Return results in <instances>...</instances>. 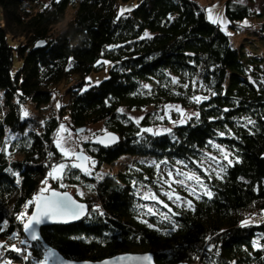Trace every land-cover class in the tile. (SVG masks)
<instances>
[{
	"label": "trees",
	"instance_id": "obj_1",
	"mask_svg": "<svg viewBox=\"0 0 264 264\" xmlns=\"http://www.w3.org/2000/svg\"><path fill=\"white\" fill-rule=\"evenodd\" d=\"M130 1L61 0L57 5L51 0L49 7H40L39 0H0V147L9 133L21 137L19 147L9 149V156L0 153V227L4 228L0 239L21 246L18 241L25 236L14 214L41 188L66 191L70 187L88 189L92 184L89 191L93 200L74 195L89 205L100 204L105 216L93 214L71 226L41 229L44 241L66 259L99 262L122 253L150 252L156 264H264V250L251 247L252 240L264 234V220L244 228L238 223L245 214L264 208V85L260 83L264 80V54L244 46L233 48L229 36L206 18L208 5L197 0H135L137 7L117 20L120 4ZM248 9L233 0L225 1V15L234 33L244 18L264 17ZM68 11L71 16L65 21ZM144 30L151 38L137 39ZM258 31L264 41V21L258 24ZM41 40L46 43L36 47ZM107 45L119 47L109 49ZM15 52L21 65L12 73ZM97 60L101 63L96 64ZM105 60L119 63H110L107 79L81 91L85 78L104 68ZM249 66L251 71H247ZM171 76L178 77L180 83L173 84ZM63 82L68 99L60 101L57 109L53 105L55 90ZM143 84L151 87L145 89ZM183 84L189 87L185 89ZM193 94L207 95L209 100L197 105L188 99ZM166 104L199 110V120L193 118L173 128L179 143L167 134L137 138L139 126L159 123L158 111ZM27 105L40 112L50 108L42 115L40 128H35L33 120L20 118ZM225 107L230 111L221 120L218 117ZM117 108H151L153 112L138 126L117 113ZM210 116L217 119L210 121ZM245 116L255 120V126L245 127L246 121L240 119ZM62 121L74 130L102 123L107 131L119 135L120 141L113 147L84 144L85 153L97 161V172L124 157L132 163H125L124 169L102 180L74 170L63 180L64 187L53 180L42 185L49 171L46 161L50 164L60 159L52 141ZM224 125L239 139L216 135L217 131L227 132ZM209 139L229 148L235 145L240 162L227 168L223 181H211L215 192L212 200L194 201L196 211L174 217L182 225L177 231L165 235L148 228L142 220L159 221L162 229L171 227L166 220L148 215L147 202L138 194L140 187L156 185L158 171L152 162L160 163L167 157L170 165L181 159L196 169L191 161L202 159L201 152L211 150ZM92 147L99 150L91 151ZM48 151L54 152V157L48 158ZM7 167L19 172L18 186L4 171ZM4 220L8 223L3 224ZM13 231L20 233L18 239L8 238ZM206 236L211 240L205 241ZM259 242L264 243V238ZM209 243L215 245L211 251ZM7 254L16 256L11 250ZM33 254L42 255V249ZM14 264L31 261L14 259Z\"/></svg>",
	"mask_w": 264,
	"mask_h": 264
},
{
	"label": "snow or ice",
	"instance_id": "obj_2",
	"mask_svg": "<svg viewBox=\"0 0 264 264\" xmlns=\"http://www.w3.org/2000/svg\"><path fill=\"white\" fill-rule=\"evenodd\" d=\"M55 2L57 3V5H59L61 3V0H55ZM233 2L243 5L245 3V0H233ZM135 7H137V5H131V7H129L128 9L121 7L117 11L116 19H120L125 13V11L130 12L132 8ZM216 7L217 5L214 4L207 9H204V11L207 13L206 18L212 24L217 25L221 31L225 32L226 35L231 36L232 33L227 32L225 28V25L227 23H230V21L227 20V18L223 15L222 12H217L215 13V16L213 15L212 9ZM248 11L252 10L248 9ZM256 11L259 12V9L257 8ZM167 19L168 22H171V14L168 15ZM248 25L249 21L247 20V18H244L242 21L238 22V27ZM145 38H151V34L148 32V30H144L142 35L137 37V39L141 40ZM45 43L46 41L43 40L37 41L38 45H43ZM106 47L112 49L113 47L119 46L107 45ZM189 55L192 54L189 53ZM149 59H151V57H149ZM100 63V60L96 61V64ZM104 63L110 64L119 62H111L105 60ZM189 63L195 62L190 60ZM212 67L216 66L212 65ZM121 71H124V69H121ZM247 71H251V66H249ZM85 79L91 81V84H100L99 79L93 80L90 77H86ZM105 79H107V77H105ZM248 79L251 83L256 84V81L252 80L251 76H249ZM171 82L173 84L180 83L179 78L176 76H171ZM260 83L261 85H264V80H261ZM91 84L87 85L86 87H90ZM192 86H196L195 82L192 83ZM142 87L145 89H149L151 86L149 84H143ZM182 87L187 89L189 87V84H183ZM201 87H203L202 82ZM80 90L84 91L85 89L81 88ZM176 94L179 95L180 93ZM211 94L215 96L216 92L213 91ZM188 99L199 105L202 101L209 100V96L193 94L189 96ZM104 103L108 104L109 99H106ZM60 107V102L56 101V108L58 109ZM170 108L175 109V111L179 114V118L173 119L168 114V110ZM228 111H230V109L225 107L221 111L220 116L218 118L221 120L224 119V113H227ZM116 112L119 114L127 115L128 120L134 121L138 126L140 125V121L143 119V115L131 116L130 114H126L123 108H117ZM28 115L29 114L26 110L21 109V119H24ZM153 115L155 116L156 113H153ZM165 117H167V123L170 126H139V130L135 133L136 137L140 138L142 134H151V136L154 137L162 134H167L171 137L173 141L179 143L180 140L173 132V127L177 125H183L193 118L198 121L200 117V112L199 110L186 112V110L179 105L166 104L164 106L163 115H159L157 116V118L160 120H164ZM66 119L67 118L65 117V120ZM208 119L211 121L217 119V117L210 116L208 117ZM233 119L235 120L236 118L233 117ZM240 119L246 121L245 127H247V125L255 126L256 124L255 120L246 116L240 117ZM261 119H264V116H262ZM40 124L43 125L44 121H40ZM58 128L59 130L63 131L65 135L58 138H54L52 143L55 145L56 150L60 153V159L59 161L53 160L50 164H48L46 161L49 171L47 172L44 180L41 181V184L44 185L49 180H55L60 183L61 187H64L65 185L63 184V180L66 177L73 175L74 170H79L80 172L88 176L95 175L96 180H102L104 177L100 172H93L97 161L94 157L83 154V152L80 150V145L77 144V140L88 142L90 146L95 143L107 148L110 145L118 142L119 137L115 133L109 132L106 129L101 128L97 130L100 134L92 133L91 130L88 129H79V132H90L91 138L89 135H84L82 137L77 136L74 138L73 130L67 127L65 123L61 122ZM224 128L227 129V132L217 131L216 135L220 137L229 135L235 139H239V137L236 136L235 133L231 131V129H228L227 125H224ZM248 133L250 135L254 134L252 128H248ZM20 139V136H16L11 133L7 134L5 136L3 147H0V153H3L5 157L9 156V149H15L19 147ZM208 144H210L211 147L217 151L218 155H214L213 152L210 151L201 152L202 156H204L207 160L212 161V163L208 164L207 167L204 166L205 160L193 158L191 162L197 165L196 169L180 170L176 168V165H183L184 169H187V164L185 160L177 159L171 168H166L163 174L158 177V181H162L163 184L169 185L170 189L172 184L178 185L180 188H182L185 192L188 193V196H182L179 192H176L174 190L167 191L164 194L167 196L168 201L171 202V204H169L165 203L164 200L159 199V197L155 193H151L150 191L145 193V198H148L150 196L152 200L158 201L159 204H162L163 207L167 209V212H163L154 211L153 208L148 207L147 214L160 217L166 220L171 226L170 229H162L158 227L159 221L157 222V224H153L149 223V221L146 219L142 220L141 222L146 224L148 228L155 229L156 231H162L165 235H170L172 232L177 231L180 227H182V225L180 224L179 220L174 219V217L182 216L185 211H196L194 201L202 200L205 197L208 200H212L215 195V192L213 190L211 181H213V179L223 181L226 176L227 168L233 166L234 162H240V156L237 154L239 150L235 149V145L229 148L223 144L216 143V141L212 139H209ZM98 150L99 149L95 147L91 148V151ZM54 155L55 153L52 151L47 152L48 158H52L54 157ZM261 156L264 157V153H261ZM160 163L167 164L168 158L164 157V159ZM160 163H157L156 161L152 162L153 166L156 167L158 172L160 171ZM213 164L215 165V167H213ZM4 171L9 173L13 177L15 185L18 186L20 184L21 177L18 171L13 170L11 167L5 168ZM74 178L79 180L80 176L75 175ZM237 179L244 180V177H238ZM170 181L171 184H169ZM244 182L247 183V181ZM132 183L133 185H135L136 181L133 180ZM87 187L89 190L93 189L92 184H88ZM256 190V188H253V191ZM77 193L80 196L84 195V193L81 192L79 188H77ZM254 203L255 202H253V204ZM144 207H147V205H145ZM93 214L98 217H103L106 215L100 204L93 202L91 205H88L83 202H80L77 199H74L67 191L61 192L57 191L55 188H48L47 190L41 188L37 194L33 195L30 199L24 202L19 212H16L14 214L15 220L19 222V224L22 226V232L25 234V238L19 239L18 241L19 245L23 247L18 246L15 243L9 244L6 240L0 239V264H14V259H19L23 262L31 261V264H76V262L73 260L64 259L60 257L56 253L54 248L48 247L41 243L43 237L41 235V230L39 229V226L49 220L67 223L70 220H76L80 217H91ZM257 216L264 217V208L259 209L258 212H251L245 214L244 217L238 221L239 226L244 228L248 227L251 224L260 223V220L253 219V217ZM2 223L7 224L8 221L4 220ZM3 231L4 228L0 227V232ZM19 235L20 233L13 231L8 238L18 239ZM261 238H264V234H261V236L256 237L252 240L251 247L254 250L258 248L264 250V243L259 242ZM136 239H140V237H136ZM204 239L205 241H210L211 237L206 236L204 237ZM214 247V244H208V249L210 251ZM37 249H42V255L34 256L33 253ZM9 250H11V252H14L16 256L10 257L7 254ZM120 259L122 261H126L127 264H152L151 254H145L143 256H124ZM233 264H235V262H233Z\"/></svg>",
	"mask_w": 264,
	"mask_h": 264
},
{
	"label": "rangeland",
	"instance_id": "obj_3",
	"mask_svg": "<svg viewBox=\"0 0 264 264\" xmlns=\"http://www.w3.org/2000/svg\"><path fill=\"white\" fill-rule=\"evenodd\" d=\"M197 1L203 6L208 5L207 8H209L210 6H212L214 4L217 5L216 8L212 9L213 15L215 16V13L222 12L223 15L226 17L225 11H224V6H225V1L226 0H197ZM50 3H51V0H39L40 7L41 6L42 7H46V5H47V7H49ZM234 4L235 5H237V4L241 5L239 3H234ZM131 5H136V1L132 0L130 2L121 3L120 4V8L123 7L125 9H128L129 7H131ZM242 6L248 7L255 14H263L264 15V0H245V3ZM257 8L259 9V12L256 11ZM70 16H71V13H70V11H68V13L66 14V17H65V21L68 20ZM206 16H207V13H206ZM227 20L230 21L228 18H227ZM248 21H249V25L248 26L239 27V30L237 32H235V33H234L233 29L231 27H229L230 23H227L225 25L226 31L229 32V33H232L231 36L228 35L230 43H231V46L233 48H241V46H244L247 50H250V51L256 50L258 53L264 54V41H262L261 34L258 31V24L261 23V21H264V17H262V18L260 17V18H256V19H254V18L253 19H248ZM9 42L11 44H13L11 39H9ZM20 65H21V60L18 58L17 52H15V58H14L12 73L15 72L19 68ZM110 66H111V64H106V66L104 68H102L100 71L92 72L87 77H90L93 80L99 79L101 81V80L105 79V77L108 76ZM89 84H91V81L86 80V83H85L83 88L84 89L87 88L86 86L89 85ZM91 85H93V84H91ZM66 86H67V84L65 82H63L62 84H59L57 86V88L55 90L54 101H53L54 108H56V101H59V102L61 101V103L67 102L68 98L65 97V95L63 93L65 88H66ZM24 110H26L28 112V114H29L25 118H29V119L33 120V124L35 123L34 124L35 128H40V126H41L40 121H42V115H46V114H48V112L51 111L50 108H48V109H45L43 112H40L33 105H27L24 108ZM185 110H186V112L194 111L192 109H185ZM124 111H125L126 114H130L131 116H141V115H143V118L147 114L153 112V110L151 108H146V109L139 110V111H136V110H132V111L124 110ZM163 112H164V108H163V110H159L158 111V116L159 115H163ZM168 114L173 119L179 118V114L175 111L174 108H170L168 110ZM62 122L65 123L67 127L71 128L73 130V137L74 138L77 137V136L82 137L84 135H89L90 138H91V133L90 132H82L80 134H77V133H75V130L66 121H62ZM164 126H170L167 123V117H165L164 120H160L159 119V123L157 125H155V126H152V127H164ZM101 128L106 129L102 123H99V124L90 126L87 129L91 130L92 133L100 134L97 130H99ZM64 135H65V133L63 131L58 130L57 138L61 137V136H64ZM85 143H87V142L82 141V140H77V144L80 145V150L82 152H85V150H84V144ZM210 152H213L214 155H218L217 151L215 149H213L212 147H211ZM201 160H205V164H204L205 167H207L208 164L212 163V161L207 160L205 157H203ZM125 163H132L131 159H128V158L124 157L115 165H111V166L104 165L103 167H101L99 172L103 175V177H105L109 173H116L118 170L124 169ZM173 164L160 165V171L158 172V177L161 174H163V172H164V170L166 168H171L173 166ZM213 167H215L214 164H213ZM176 168L180 169V170H193V169H195V168L191 167L190 164L189 165L187 164V169H184L183 165H176ZM93 172H97L96 171V165H95V167L93 169ZM86 176H88V175H86ZM92 176H88V177H92ZM53 181H55V180H53ZM169 184H171V181L169 182ZM50 188H53V187L50 186ZM77 188H79L80 191L84 193L83 196H80L77 193ZM170 190H174L176 192H179L182 196H188V193L185 192L178 185L172 184L171 189H170L169 185L163 184L162 181H158V178H157V181H156V185L154 187L151 188L149 186H142V187H140L138 189V194H139L140 198H142L144 201L147 202V209H148V207H151V208H153L154 211L167 212V209H165L162 204H159L158 201L152 200L150 198V196L148 198H145V193L149 192V191L151 193H155L159 197V199L164 200L165 203L171 204V202L168 201L167 196L164 194L165 192L170 191ZM67 191H69L73 195L74 194H78V196L81 197V198H87V199H90V200H93V198H94V195L87 188L70 187ZM254 212H258V211H254ZM253 219H257V220L263 221L264 217L257 216V217H253Z\"/></svg>",
	"mask_w": 264,
	"mask_h": 264
},
{
	"label": "water",
	"instance_id": "obj_4",
	"mask_svg": "<svg viewBox=\"0 0 264 264\" xmlns=\"http://www.w3.org/2000/svg\"><path fill=\"white\" fill-rule=\"evenodd\" d=\"M37 46H41V45H36V47ZM79 129H85V128H79ZM79 129H75V133H77V134H80V133H82V132H79L78 130ZM109 132H112V131H109ZM112 133H115V132H112ZM116 134V133H115ZM118 137H119V135L118 134H116ZM120 141V138H119V140H118V142ZM118 142H116V143H114V144H112V145H110L109 147H113L114 145H116ZM93 145H95V146H98V147H103L102 145H98V144H95V143H93ZM83 154L84 155H87L85 152H83ZM79 171V170H78ZM80 172V171H79ZM82 173V172H81ZM83 174V173H82ZM56 189V188H55ZM57 191H61V192H63V190H58V189H56ZM67 191V190H66ZM74 199H77L76 197H75V195H73L72 193H70L69 191H67ZM78 200V199H77ZM80 201V200H79ZM80 202H83V201H80ZM83 203H85V204H88L87 202H83ZM89 205V204H88ZM85 217H80L79 219H76V220H70V221H68L67 223H63V222H56V221H52V220H49V221H46L44 224H42V225H40L39 226V229L41 230L42 228H46V227H53V226H71V225H74V224H77V223H79V222H81L83 219H84ZM24 234V233H23ZM24 236H25V234H24ZM41 243L42 244H44V245H46V246H48V247H51V246H49L45 241H44V239H42V241H41ZM52 248V247H51ZM56 251V253L60 256V257H62V258H64V259H66L64 256H62V254H60L57 250H55ZM145 254H151V256H152V264H156V262H155V258H154V255L152 254V253H150V252H145V253H122V254H117V255H115V256H112V257H110V258H107V259H104V260H102V261H99V262H89V261H75L76 262V264H85V262H86V264H127V262L126 261H122L120 258L121 257H124V256H143V255H145ZM74 261V260H73ZM177 264H191V263H186V262H180V263H177Z\"/></svg>",
	"mask_w": 264,
	"mask_h": 264
}]
</instances>
